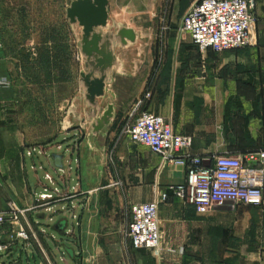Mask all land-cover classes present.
Wrapping results in <instances>:
<instances>
[{
  "label": "crops",
  "instance_id": "crops-1",
  "mask_svg": "<svg viewBox=\"0 0 264 264\" xmlns=\"http://www.w3.org/2000/svg\"><path fill=\"white\" fill-rule=\"evenodd\" d=\"M197 1H155L164 15L155 23L165 44L148 58L150 98L124 99L121 106L132 108L135 116L145 111L165 118L175 134L191 137L190 155L209 166L215 156L264 151V0H252L251 44L220 54L209 51L206 59L179 29ZM2 78L7 82L0 87V116L6 117L13 99L7 71ZM121 130L112 126L95 136L71 130L62 141L68 152L51 148L49 153H57L27 157L43 176L9 197L1 210L9 201L33 208L44 188H52L45 174L62 191L78 194L54 205L60 208L55 214L38 208L28 212L20 222L27 241L10 238L5 233L12 228L2 227L0 242L7 250L0 253V264H264V188L261 206L226 203L198 213L169 190L184 183L185 168L168 164ZM54 155L61 158L60 167ZM35 157L45 158L53 173L36 168ZM151 202L158 207L161 249L135 250L126 235L130 207Z\"/></svg>",
  "mask_w": 264,
  "mask_h": 264
},
{
  "label": "rangeland",
  "instance_id": "rangeland-1",
  "mask_svg": "<svg viewBox=\"0 0 264 264\" xmlns=\"http://www.w3.org/2000/svg\"><path fill=\"white\" fill-rule=\"evenodd\" d=\"M155 1L0 0V75L7 71L13 99L9 114L0 116V210L9 197L43 176L32 169L28 150L62 144L66 128L82 125L90 131L108 106L112 118L102 132L122 129L134 118L132 108L121 103L142 99L149 55L165 44L155 23L164 15ZM96 50L110 55L102 58ZM95 81L102 83V95L89 103ZM6 82L0 79V87ZM33 162L53 173L45 158ZM59 209L53 206L47 216ZM6 234L15 235L12 229Z\"/></svg>",
  "mask_w": 264,
  "mask_h": 264
},
{
  "label": "built area",
  "instance_id": "built-area-1",
  "mask_svg": "<svg viewBox=\"0 0 264 264\" xmlns=\"http://www.w3.org/2000/svg\"><path fill=\"white\" fill-rule=\"evenodd\" d=\"M252 0H198L181 18L180 31L189 36L191 43L204 57L211 51L220 54L243 49L251 44L249 30L254 21ZM145 92L142 99H149ZM139 101L138 107L142 105ZM121 133L131 142L146 146L153 154L174 166L185 168V181L171 186L174 196L195 207L198 213L210 212L226 203L233 205L261 206L264 188V151L249 152L241 157L215 156L213 164L206 166L198 156L190 155L192 139L187 135L175 134L168 121L159 115L140 112L134 116ZM51 149V148H50ZM50 149L33 148L26 155L47 156ZM52 149L68 152L62 144ZM61 174L62 169L58 170ZM52 188H44L36 198L37 206L21 209L14 201L0 210V230L4 226L12 228L17 239L27 241L29 235L21 225V220L31 210L41 208L52 211L57 203H66L78 193L62 191L54 178L45 174ZM161 199L165 201L166 195ZM158 207L155 202L136 204L130 207V222L127 237L135 250L158 251L162 245V232L157 219ZM7 246L0 242V253Z\"/></svg>",
  "mask_w": 264,
  "mask_h": 264
},
{
  "label": "water",
  "instance_id": "water-1",
  "mask_svg": "<svg viewBox=\"0 0 264 264\" xmlns=\"http://www.w3.org/2000/svg\"><path fill=\"white\" fill-rule=\"evenodd\" d=\"M101 20V19H100ZM102 23H100V26L103 25L104 23V19L101 20ZM98 23V24H99ZM123 33H121V36H122ZM126 36L127 38L132 41V38H131V32L130 31H126ZM85 51V50H84ZM83 50H81V52L83 53L84 52ZM85 53V52H84ZM96 54H99V56H101L102 58H105L110 55L108 54H104L103 52L99 51V50H96ZM104 59V60H107ZM113 59H111L112 61ZM108 61V60H107ZM105 62V61H104ZM112 65V64H111ZM111 65H108V64H105L104 66L105 67H110ZM89 91V95L87 96L88 99H86L89 103H91L93 100H97V99H94L95 97H98L100 95H102V83L99 82V81H95L94 84H93V87H90V89L88 90ZM97 111H98V108H97ZM112 107L111 106H108L107 107V110L102 114V116L100 118H96L94 119L95 123H93V125L90 126V134H92L93 136L97 135L98 133L102 132L103 128H105L106 125L109 124V121L110 119L112 118ZM86 122V121H85ZM87 123V122H86ZM77 128H66L65 131L68 132V131H71V130H76ZM78 130H85V127L82 126V125H79V128ZM53 159L55 161V165L60 167V157L57 156V155H54L53 156Z\"/></svg>",
  "mask_w": 264,
  "mask_h": 264
}]
</instances>
